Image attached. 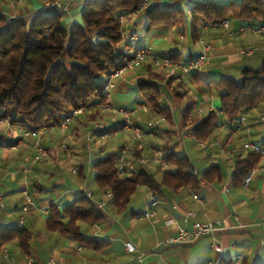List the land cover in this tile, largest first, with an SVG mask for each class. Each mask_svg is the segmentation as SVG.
Instances as JSON below:
<instances>
[{
	"label": "crops",
	"instance_id": "crops-1",
	"mask_svg": "<svg viewBox=\"0 0 264 264\" xmlns=\"http://www.w3.org/2000/svg\"><path fill=\"white\" fill-rule=\"evenodd\" d=\"M45 1L0 0V15L29 21L47 11ZM85 1L75 0L65 15L67 26L81 23ZM193 1L148 0L145 9L180 7L188 10ZM146 24L147 18L140 14L124 16L123 27L128 35H135L128 39V47L144 48L161 55L174 52L177 53L175 59H185L198 54L203 43L210 44V62L201 69L170 75L157 70L146 60L139 66L124 69L110 91L111 103L121 108H134L137 103H142L140 83L146 81L158 86L160 102L171 114V121L164 123L158 132H166V136L173 132L179 141L191 137L185 134L198 125L200 114L219 107L217 90L203 82L220 77L239 78L242 68L257 69L264 58V33L240 31L241 27L258 26L257 23L229 19L226 28L202 24L196 37H192L189 22L181 29L173 26L146 29ZM245 51L251 53L245 54ZM188 106H191L190 110ZM260 110L261 105L246 113L249 137L240 131L229 133L227 118L220 113L217 115V126L208 141L214 144L206 150L208 161L201 165L191 163L198 180L196 187L175 191L162 187V195L155 196L144 185H138L127 212L121 214L115 211L111 200L100 205L101 201L107 200V191L95 184L92 162L127 144L126 160L133 161L135 168L143 167L158 180L161 170L155 166L153 156L160 149L151 139H132L131 132L119 127V119L111 111L100 112L91 107L66 128L53 127L41 132L38 143L46 154L40 158L35 157L34 138L24 140L16 149L1 150L0 198L3 206L0 208V228H25L29 234V254L25 255L18 242L13 240L0 250V264H129L131 255L123 250L125 241L136 248V254L142 255L144 264H221L222 261L264 264V224H258L259 218L264 216V155L251 170L247 186L232 177L235 156L243 157L247 153L241 149L242 143L247 138L258 144L264 141V121L257 120ZM151 115L149 110H139L134 113L133 120L138 125ZM192 119L195 121L182 126L184 121ZM99 120L106 123L108 135L104 140H100L96 132H89L92 123ZM182 130H185L183 135ZM158 132L150 133L148 137L161 138ZM15 138V135L4 136V128L0 126V144L13 143ZM62 143L66 149L62 148ZM171 144L165 145L172 148ZM226 148L232 152H225ZM143 158L147 161L141 164L139 159ZM211 165L219 168L220 178L216 177L217 173L209 174V180L202 177ZM154 170L159 171L158 175L154 176ZM224 186L225 192L222 191ZM85 192L91 193L89 200L102 219L96 223L78 222L79 231L98 243L81 242L46 228L45 220L52 205L60 210L84 196ZM151 198L156 199L158 205L153 216L145 218L142 211ZM27 199H30L31 207L24 212L22 207ZM187 212H193L188 219L185 217ZM167 219L172 223L166 224ZM194 221H218L219 225L212 234L187 245L170 241L177 234L176 226L189 230ZM212 242L221 250L214 251Z\"/></svg>",
	"mask_w": 264,
	"mask_h": 264
},
{
	"label": "trees",
	"instance_id": "trees-1",
	"mask_svg": "<svg viewBox=\"0 0 264 264\" xmlns=\"http://www.w3.org/2000/svg\"><path fill=\"white\" fill-rule=\"evenodd\" d=\"M141 1L86 0L80 14L81 23L70 26L66 24L65 14L57 10L39 13L29 21L0 15V117L32 129L58 124L76 109L86 113L93 107L101 112L98 104L107 101L102 92L106 78L114 70L123 68L129 58L126 51L130 45L122 40L119 17L133 13ZM137 14L147 18L146 29L158 26L181 29L189 22L192 37H196L202 24L211 25L226 18L264 25V0H194L188 10L156 7ZM176 55L169 53L172 58ZM203 83L214 87L219 95L217 110H209L199 117L198 125L192 129L198 142L207 143L217 126L219 113L229 119L259 105L262 107L264 58L257 69L242 68L239 78L220 77ZM139 87L141 101L148 106L149 113L163 115L170 121L169 108L160 102L159 87L146 81ZM194 121H184L182 126ZM261 146L264 150V141ZM120 149L92 162L95 184L111 193L112 206L119 214L127 212L138 185H144L155 196L162 195V187L175 191L197 186L188 157L177 155L167 145H162L160 151L169 168L161 170L158 180L140 166L119 175L116 164ZM260 157L256 152H247L243 157L236 155L232 177L243 182ZM214 173L220 178L219 168L211 165L202 177L209 180V174ZM101 219L91 201L81 196L60 210L52 205L45 226L81 242L98 243L80 233L78 222L96 223ZM13 240L25 255L29 254V234L25 228H0V250ZM221 264L233 263L222 261Z\"/></svg>",
	"mask_w": 264,
	"mask_h": 264
},
{
	"label": "built area",
	"instance_id": "built-area-1",
	"mask_svg": "<svg viewBox=\"0 0 264 264\" xmlns=\"http://www.w3.org/2000/svg\"><path fill=\"white\" fill-rule=\"evenodd\" d=\"M148 0H142L141 3L138 5L137 9L133 12L138 13L139 11L143 10L147 6ZM75 0H46L44 3V9L46 10H57L65 15H68L72 5L74 4ZM120 22L123 24L124 17H119ZM210 25V24H209ZM212 26L221 25L223 27H228L229 25V19H223L219 23H212ZM240 31L247 32L251 34H261L264 33V25H258V26H244L240 28ZM121 36L122 40L124 42L128 41V39H133L135 37L134 34L128 35L127 31L122 25L121 30ZM127 54L129 55V58L126 61V65L123 68L114 70L105 80L102 92L105 94L107 101L99 103L98 107L100 110H109L114 115H118L119 119V127H122L123 129L129 130L131 132V137L134 140H141L143 136L147 135L148 132L155 131L157 129L162 128L165 117L163 115L158 116L157 118H152L147 120L146 126L148 129V132L143 131V129L135 124L132 115L136 111H148V106L143 103H137L134 108H121L113 103L110 102L109 96L110 91L115 87L116 85V79L119 78L122 74V71L124 69L128 68H134L136 66H139L143 64L146 60H148L152 66L155 68L166 71L168 74L172 75L174 73H180V74H186L194 69H201L202 67L206 66L210 62V44L209 43H203L199 53L185 58V59H175L172 58L169 55H161V54H155L151 53L149 50L144 48H131L129 47L127 49ZM245 54H249L251 52L245 51ZM200 112V110H198ZM218 112H221L218 110ZM80 113H82L81 109L73 110L70 114L63 117L58 124L55 125H40L36 128L28 129L20 127L14 123H12L9 119L0 117V125L4 128V136L8 137L10 135H15V141L10 144H0V151L3 149H16L19 144H21L24 140L29 138H34V151L36 154V158H40L46 154V150L38 143V138L41 134V132L47 131L53 127H59V128H66L73 119L78 116ZM0 112V116H1ZM257 120L259 122L264 121V104L261 107L260 112L257 114ZM226 129L229 133H235V132H244V134L249 137L250 135V125L247 121V114H241L238 117H233L227 119V126ZM106 130V123L103 121H95L92 123L91 129L89 132H96L97 137L100 140H104L108 133ZM186 136H191V133H186ZM214 143L213 142H207L202 143L199 142V145L202 146L205 150H210ZM62 148L66 149V145L64 143L61 144ZM241 149L245 152H256L261 155H264V150L261 146V144L255 143L247 138L242 143ZM128 145H124L120 149V153L117 158V173L119 175H123L127 170L131 171L135 169L134 162L133 161H127L126 160V154L128 153ZM225 152L231 153L232 151L228 148L225 149ZM153 160L158 164L160 170H168V163L166 159L163 156V153L161 151H156L155 155L153 156ZM147 161V159H139V162L141 164H144ZM252 171L244 178L243 185L247 186L250 182ZM227 188L224 186L222 187V191H226ZM84 196L88 199L91 198L90 192H85ZM112 195L109 191L106 192V199L104 201L100 202V205H105L109 200H111ZM158 205V201L154 198H151L149 202L146 204L145 209L142 211V216L145 218L153 216L155 209ZM3 206V203L0 198V208ZM31 207V201L30 199H27V203L23 205L22 209L23 211H27ZM193 212H187L185 217L188 219L190 216H192ZM23 221V215L19 217V223L22 224ZM172 220L167 219L166 224H171ZM258 224H264V216H261L259 218ZM219 225L218 221H205V222H197L194 221L192 224L191 229L187 230L183 227L176 226L177 234L174 238H172L170 241L172 243L178 244V245H187L191 242H193L195 239L204 236V235H210L213 233L214 230L217 229ZM264 245V242H262ZM211 248L218 252L221 250L220 246L216 244L215 242L211 243ZM123 250L131 255L129 264H144L143 257L141 254H136V248L128 241H125L123 243Z\"/></svg>",
	"mask_w": 264,
	"mask_h": 264
},
{
	"label": "rangeland",
	"instance_id": "rangeland-1",
	"mask_svg": "<svg viewBox=\"0 0 264 264\" xmlns=\"http://www.w3.org/2000/svg\"><path fill=\"white\" fill-rule=\"evenodd\" d=\"M165 55H167V54H165ZM157 70H159V69H157ZM110 98H111V95L109 96V99ZM113 116L115 118L118 117V115H113ZM199 116H203V115L200 114ZM132 118H134V114L132 115ZM149 119H152V118L149 117L144 122L138 124L143 129V131H145V132H148V129H147V126H146L145 122L147 120H149ZM170 121H171V119H170ZM168 122L169 121L166 120L164 123H168ZM158 131H161V128L155 130V132H153V131L152 132L156 133ZM177 131L178 130H176V132ZM152 132H148V134L151 133V135H153ZM184 132H185V130H182L181 134L183 135ZM148 134L143 136L142 140L151 139V142L152 143L154 142L156 144V147H158L159 149L161 148L162 145H165V144H168V143L169 144L172 143L171 146H172L173 150L177 153V155H179V156H181V155L187 156L190 159V162L192 164L193 163H198L199 165H201V163H203L205 161L206 162L208 161V160H206L207 154H208L207 151L203 147H201L195 139H192L191 137H189V138L183 137L181 139V141H179L178 138H177V135L175 133H173V132H171L168 136H166V132H163V131L161 133L158 132V134H160L162 136L161 138H158V137L157 138H155V137L150 138L151 135L148 137ZM117 136L118 135H116V138H117ZM109 139H110V137H109ZM125 145H127V144H125ZM156 165H158V164L155 163V166ZM168 168H169V164H168ZM153 173H154V176H156V175H158L159 171L158 170H154Z\"/></svg>",
	"mask_w": 264,
	"mask_h": 264
}]
</instances>
